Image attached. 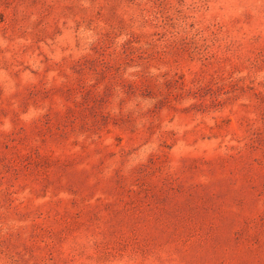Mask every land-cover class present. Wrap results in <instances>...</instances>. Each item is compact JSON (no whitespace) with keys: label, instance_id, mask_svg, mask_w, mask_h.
Segmentation results:
<instances>
[{"label":"rangeland","instance_id":"obj_1","mask_svg":"<svg viewBox=\"0 0 264 264\" xmlns=\"http://www.w3.org/2000/svg\"><path fill=\"white\" fill-rule=\"evenodd\" d=\"M0 264H264V0H0Z\"/></svg>","mask_w":264,"mask_h":264}]
</instances>
